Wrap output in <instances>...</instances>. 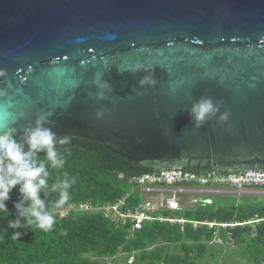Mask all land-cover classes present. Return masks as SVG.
Returning a JSON list of instances; mask_svg holds the SVG:
<instances>
[{
    "label": "water",
    "instance_id": "water-1",
    "mask_svg": "<svg viewBox=\"0 0 264 264\" xmlns=\"http://www.w3.org/2000/svg\"><path fill=\"white\" fill-rule=\"evenodd\" d=\"M40 119L135 168L264 171V0H0V131Z\"/></svg>",
    "mask_w": 264,
    "mask_h": 264
},
{
    "label": "trees",
    "instance_id": "trees-1",
    "mask_svg": "<svg viewBox=\"0 0 264 264\" xmlns=\"http://www.w3.org/2000/svg\"><path fill=\"white\" fill-rule=\"evenodd\" d=\"M69 140V144L57 145L66 160L64 168L57 170L49 166L48 180L50 186L65 174L69 179L75 177L76 182L69 189V201L55 211L56 222L51 231L35 226L12 229L7 227L8 220L18 218L14 205L20 200L18 189H13L7 201L9 213H0V264H108L107 260L112 264H211L212 261L218 264L217 258L230 242L242 249L244 262L264 263V198L215 197L212 203L200 202L195 209L165 213L195 221L238 223L236 227L221 229L227 244L223 247L208 245L213 240L212 230L193 228L190 224L181 227L157 221L145 223L141 230L133 232L130 224H113L103 213L71 212L61 219L57 213L71 205L118 201L131 192V177L152 172L133 167L128 159L111 152L97 140ZM38 155L42 158L44 153ZM186 170L204 174L212 169ZM41 198L51 201L56 194L50 193L46 198L41 193ZM130 201V205L138 203V194H133ZM256 220L260 222L244 224ZM14 232L23 235L16 240L12 238ZM224 264H227L225 259Z\"/></svg>",
    "mask_w": 264,
    "mask_h": 264
},
{
    "label": "clouds",
    "instance_id": "clouds-1",
    "mask_svg": "<svg viewBox=\"0 0 264 264\" xmlns=\"http://www.w3.org/2000/svg\"><path fill=\"white\" fill-rule=\"evenodd\" d=\"M152 82L150 77L140 81ZM106 87V84L99 85ZM99 98H102L99 97ZM218 108L210 99H202L194 104L191 116L195 126L201 127L206 118L215 115ZM228 114L220 117L226 121ZM43 119L37 120L35 127L25 130L23 142L14 138V129L0 131V213L8 214L7 201L13 189H18L20 200L15 203L18 218L8 220L7 227L12 229L36 228L48 232L56 222L55 211L63 208L69 201V189L75 184V177L57 178L50 186L48 183L52 169H63L66 163L64 155L57 149V145L69 144L68 138L57 139L56 134L44 126ZM25 146L27 150H25ZM44 153L41 158L38 154ZM41 193L47 198L55 193L56 198L48 201L41 198ZM21 219L24 223H21ZM23 233L14 232L13 239L18 240Z\"/></svg>",
    "mask_w": 264,
    "mask_h": 264
},
{
    "label": "built area",
    "instance_id": "built-area-1",
    "mask_svg": "<svg viewBox=\"0 0 264 264\" xmlns=\"http://www.w3.org/2000/svg\"><path fill=\"white\" fill-rule=\"evenodd\" d=\"M122 177V176H121ZM132 190L113 203H82L71 205L61 210L57 215L63 219L71 212L78 214L103 213L111 223L126 226L131 225V231L141 230L145 223L159 221L183 227L190 224L193 228H207L213 231V240L208 245L225 244L221 229L233 228L238 223H219L215 221H195L181 217L166 215L165 213L181 212L190 204V208L200 202L209 203L211 198L200 197L197 200L185 201L183 195L193 193L210 194L217 187L232 188H264V171H218L211 170L204 174L195 173L186 169L163 170L160 172H150L131 177L129 180ZM147 194L149 199L140 200L142 194ZM138 194L139 202L130 205V197ZM196 204V205H194ZM264 221V219L262 220ZM257 222L260 220L247 222L244 224ZM240 224V225H244ZM231 239V233L227 234ZM232 241V239H231ZM231 244V242L229 243Z\"/></svg>",
    "mask_w": 264,
    "mask_h": 264
},
{
    "label": "rangeland",
    "instance_id": "rangeland-1",
    "mask_svg": "<svg viewBox=\"0 0 264 264\" xmlns=\"http://www.w3.org/2000/svg\"><path fill=\"white\" fill-rule=\"evenodd\" d=\"M210 197L212 203L215 197H221V198H226V197H238L242 199H251V200H256V199H261L264 198V188H232V187H217L214 189V191L210 194H205V193H193L191 194H185L183 197L185 198V201L190 202L191 198H194L197 200L200 197ZM149 196L147 194H142L140 196V200H148ZM196 205V204H194ZM189 209H191L190 204L187 205ZM197 207L193 206L192 209H195ZM177 217V216H174ZM181 218H185L183 216H180ZM187 219V218H185ZM218 246H225L227 244H214ZM216 247V246H215ZM228 247V248H227ZM226 250L222 252L221 256L217 258L218 264H224V259L226 260L227 264H255L254 262H244V256L242 255V249L238 248L232 244H228ZM122 256V255H120ZM119 256V257H120ZM108 264H112L110 261H106ZM210 262V261H209ZM210 264V263H209ZM211 264H215L214 261L211 262ZM264 264V263H263Z\"/></svg>",
    "mask_w": 264,
    "mask_h": 264
}]
</instances>
